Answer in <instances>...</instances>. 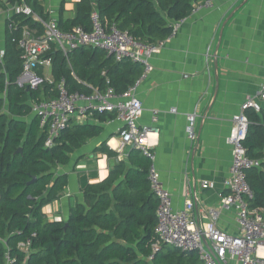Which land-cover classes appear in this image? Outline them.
<instances>
[{
	"label": "trees",
	"instance_id": "16d2710c",
	"mask_svg": "<svg viewBox=\"0 0 264 264\" xmlns=\"http://www.w3.org/2000/svg\"><path fill=\"white\" fill-rule=\"evenodd\" d=\"M5 1L10 6L23 1L44 20L38 0ZM195 1L79 0L74 3V18L64 19L61 8L56 24L65 33L75 27L90 31V16L95 11L104 28L113 25L144 44L154 45L171 35L173 24L191 13ZM14 21L17 30L6 26L0 60V264L6 256L14 264H204L196 252H181L168 245H161L148 260L155 241L158 202L147 181L148 160L137 150L129 154L134 160L130 168L125 170L123 162L117 163L101 183L84 184V203L70 208L66 221L46 218L44 208L59 198L67 184V176L59 168L68 166L70 155L86 140L98 136L101 128L69 127L52 148L44 147L46 129L39 127L36 116H30L31 103L55 98L51 91L54 85L46 83L37 90L25 91L15 84L22 71L18 47L21 28L28 26L41 36L42 27L21 16ZM100 54L91 48L74 50L68 56L69 68L62 54L52 47L47 56L51 57L54 83L64 79L69 93L88 94L90 90L78 85L76 79L92 84L100 92L105 91L109 80V86L121 94L140 77L139 64L128 60L116 63L113 58L109 63V59L101 60ZM245 114L249 125L244 147L249 158L260 160L264 128L256 124H264V107ZM106 115L93 116L103 123ZM104 146L100 151L114 156ZM246 179L253 194L248 207L264 211V168L250 169ZM27 239L31 243L25 253L18 244Z\"/></svg>",
	"mask_w": 264,
	"mask_h": 264
},
{
	"label": "crops",
	"instance_id": "0c3cea01",
	"mask_svg": "<svg viewBox=\"0 0 264 264\" xmlns=\"http://www.w3.org/2000/svg\"><path fill=\"white\" fill-rule=\"evenodd\" d=\"M76 2L79 0H38L45 21H57L61 8L64 19L74 18ZM16 5L6 3L0 7L1 52L7 38L6 26L18 18ZM172 35L152 55V71L137 88L136 96L143 108L137 124L157 129L151 140L156 144L153 151L160 182L170 193L174 210L183 207L187 191L191 192L193 217L201 228L209 222L207 211L219 209L221 196L228 192L224 183L231 165V148L226 143L231 119L247 97L257 94L264 77V0H215L211 9L191 12L172 30ZM103 53L99 55L101 60L112 62ZM69 63L68 59L71 68ZM51 67L39 68L37 74L54 81ZM76 82L90 92L97 90L87 82ZM258 102L264 107V101ZM153 111L158 112L155 124L151 122ZM192 113L196 115L197 139L190 142L185 127L186 116ZM30 116L35 118L32 111ZM108 118L106 115L103 123L94 116L70 120L68 128L91 125L100 127L101 133L86 140L70 155V164L59 168L65 172L67 184L59 198L44 209L49 221H66L70 208L84 203V184L101 183L117 163L123 162L125 170L132 166L134 160L129 154L133 149L126 148L119 155L108 147L110 139V145L115 146L116 131L122 125ZM29 119L28 116L25 121ZM256 125L264 128V124ZM103 145L114 156L102 153ZM261 155L255 168L260 171L264 168V150ZM204 180L213 183V188H202ZM216 226L231 236L238 233L233 211L219 210ZM223 264L237 261L227 257Z\"/></svg>",
	"mask_w": 264,
	"mask_h": 264
},
{
	"label": "built area",
	"instance_id": "2783aa9c",
	"mask_svg": "<svg viewBox=\"0 0 264 264\" xmlns=\"http://www.w3.org/2000/svg\"><path fill=\"white\" fill-rule=\"evenodd\" d=\"M215 0H197L193 3L191 12L211 9ZM6 5L5 0H0V7ZM8 5V4H7ZM16 16L28 18L42 27V35L37 31L23 26L18 47L21 50L22 71L17 77V87L37 90L44 84H54L55 98L42 100L32 105V113L39 120V127L46 129L45 148H52L55 140L64 132L72 118L79 120L95 114H112L110 121L120 122L121 128L117 131L115 146L107 145L115 153L121 155L126 148L137 150L148 160L147 181L152 194L158 202L156 209L157 224L154 229L155 241L151 246L152 255L159 251L161 245L174 247L181 252H196L204 264H223L227 257L237 261V264H264V211L252 210L248 202L253 194L248 186L246 173L258 166L256 159L247 156L244 142L247 136L249 121L246 117L247 110L259 111V102L264 101V77L255 96H249L240 106L239 112L231 119V130L226 143L231 148V165L229 177L224 185L227 193L220 198L219 209H209L207 216L209 222L198 227L194 217V201L191 192L186 193V200L181 209H173L171 195L162 186L159 174L155 167V153L152 151L154 142L152 135H156L154 127L138 126V119L143 108L136 96L139 84L152 71L150 59L158 53L163 45L171 39L172 33L165 40L154 45L144 44L134 39L127 31H120L113 25L104 28L99 22L98 14L93 11L90 16L91 30L85 31L75 27L70 32L58 29L56 21L41 19L23 1L14 7ZM185 19V18H184ZM183 21V19L181 20ZM179 21V22H181ZM172 26L173 32L178 23ZM8 28L17 30L14 20L9 21ZM55 49L68 61L69 54L79 48H91L104 52L113 58L116 63L130 61L142 67L140 77L121 94L115 93L106 80V89L103 92L92 90L91 93H69L65 87L64 79L57 83L44 75L37 74L39 68L51 67V57L48 52ZM3 52L0 51V60ZM174 112V110H171ZM195 114L186 116V137L190 142L196 141ZM158 119V112L153 111L152 124ZM214 184L202 181L204 189L213 188ZM219 210L233 211L238 226L235 236L228 235L216 226ZM32 237L35 234L31 235ZM30 239L18 244V248L25 253L30 247ZM10 257H5L4 264H14Z\"/></svg>",
	"mask_w": 264,
	"mask_h": 264
},
{
	"label": "rangeland",
	"instance_id": "374dc122",
	"mask_svg": "<svg viewBox=\"0 0 264 264\" xmlns=\"http://www.w3.org/2000/svg\"><path fill=\"white\" fill-rule=\"evenodd\" d=\"M204 10V9H203ZM206 10V9H205ZM66 60V59H65ZM66 62H67V60H66ZM111 119H113V118H111ZM112 139H110L109 141H111ZM109 141H107V142H109ZM156 144H154V146H155ZM154 146H153V149H154ZM111 149V148H110ZM114 153H115V151L113 150V149H111ZM153 151V150H152ZM154 152V151H153ZM45 209V208H44ZM45 212V211H44ZM46 214V213H45ZM149 260V259H148Z\"/></svg>",
	"mask_w": 264,
	"mask_h": 264
},
{
	"label": "water",
	"instance_id": "95a60500",
	"mask_svg": "<svg viewBox=\"0 0 264 264\" xmlns=\"http://www.w3.org/2000/svg\"><path fill=\"white\" fill-rule=\"evenodd\" d=\"M25 91H29V89L26 87V88H25ZM17 151H18V152H21V149H18ZM65 226H67V225H65Z\"/></svg>",
	"mask_w": 264,
	"mask_h": 264
},
{
	"label": "bare ground",
	"instance_id": "6f19581e",
	"mask_svg": "<svg viewBox=\"0 0 264 264\" xmlns=\"http://www.w3.org/2000/svg\"><path fill=\"white\" fill-rule=\"evenodd\" d=\"M113 143V142H112Z\"/></svg>",
	"mask_w": 264,
	"mask_h": 264
}]
</instances>
